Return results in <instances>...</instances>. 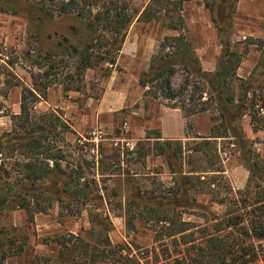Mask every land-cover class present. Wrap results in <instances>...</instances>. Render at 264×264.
<instances>
[{"label":"rangeland","instance_id":"obj_1","mask_svg":"<svg viewBox=\"0 0 264 264\" xmlns=\"http://www.w3.org/2000/svg\"><path fill=\"white\" fill-rule=\"evenodd\" d=\"M66 1L0 0V51L12 56L15 61L13 72L24 86H31L30 74L35 76L37 84H50L46 98L34 105V111L35 114L53 112L70 127L71 132L58 143L69 162H80V158L92 162L93 157L103 152L102 160L107 164L102 169L103 175H96L91 169H87L85 175L88 181L91 178L97 180L102 201L91 200L84 209L73 213L74 216L52 202L46 214H35L32 223L24 210L3 212L0 225L15 229L12 231L14 235L27 240L24 253L8 259L5 264H35L39 258L54 261L59 251L54 240L59 237L73 235L97 242L94 235L100 227L90 222L96 214L109 227L112 246L120 251L115 261L100 264L189 263V256H196L197 247L205 246L207 238L226 236L232 231L225 229L223 233H217L215 224L240 208L241 202L235 203L245 193L250 176L245 161L227 141L218 140V147L223 151L219 157L224 170L217 179L220 185L211 195L196 196L192 192L196 202L191 208L177 207L167 211L166 217L176 222V226L181 222L188 223L189 230L184 234H191L193 242L184 244L188 237L183 242L181 235L168 236L169 223L156 222L155 214L147 211L148 208H158V203L166 197L170 198L168 191L174 188L176 178L170 174L165 157L159 155L157 149L168 139L156 137L162 119L167 129L177 136L182 135V128L180 120L170 113L163 100L143 98V89L138 83L157 55L159 43L164 37L176 34L166 28L170 19L164 11H155L159 15L155 17L157 19L137 20L151 0H129L131 9L138 14L127 30L124 49L116 56L115 65L111 67L101 62L98 67L86 70L81 80L73 76L71 82L79 84L81 91L64 93L63 88L71 86L67 76L74 74L79 60L78 55L70 50L71 45L82 42L84 46L91 39L90 43L97 47L93 48V53L99 57H109L106 52L110 49L109 35L101 33L100 29L88 33L86 21L76 12L60 13ZM237 1H184L181 13L185 25L183 34L206 72L215 70L222 42L228 41L231 49L243 56L237 76L244 80L251 78L255 94L264 97V0H243L242 11H237ZM80 8L81 5L77 10L81 13ZM155 8L152 6L153 12ZM104 35L107 36L104 41H96ZM185 76L184 71L177 69L171 79L172 87L179 88ZM124 86L126 88H121ZM20 88L12 89L8 99L1 101L13 114L20 110ZM182 122L183 130L189 134L187 139L181 138L185 145H190L194 136L209 134L208 113L183 118ZM241 125L253 152L252 159L250 156L247 160L250 163L261 160L264 165V131L252 133L249 117H244ZM10 127V119L0 116V135ZM138 144L152 148L150 155L141 162L133 153ZM200 163L205 168L208 161L204 158ZM111 172L113 175L109 177ZM202 175L208 177L211 174ZM255 182L250 183L249 202L263 195V190L256 188ZM128 185L129 192L126 191ZM212 196H218V199L212 201ZM220 199L224 204L217 202ZM131 201H134L132 206ZM246 210L250 208L240 209V212ZM128 218L134 221L132 230L125 225ZM92 232L95 234L91 235ZM236 235L233 233L232 236ZM253 244L263 259L264 240H254ZM76 260L80 264L85 261L80 257Z\"/></svg>","mask_w":264,"mask_h":264},{"label":"trees","instance_id":"obj_2","mask_svg":"<svg viewBox=\"0 0 264 264\" xmlns=\"http://www.w3.org/2000/svg\"><path fill=\"white\" fill-rule=\"evenodd\" d=\"M128 1L63 2L61 14L76 12L86 21L88 33H96L100 29L103 31L101 33L109 35L110 42V49L106 52L109 57L94 55L93 48L96 46L90 43L91 39L84 46L82 42L70 46V50L78 55L79 60L74 74L67 76L71 86H65L64 93L81 91L79 84L74 85L71 82L73 76L81 80L86 70L98 67L101 62L111 67L115 65L127 30L138 14L131 9ZM184 1L186 0H151L139 14L137 20L148 22L157 19V13L164 11L170 19L166 28L176 34L164 37L159 43L157 55L152 58L148 71L142 75L138 84L143 89V98L161 99L167 108L180 110L185 119L204 113L210 114L211 126L208 136H194L190 145L183 144L181 140H164L157 147L159 155L166 159L170 174L176 178L173 182L174 188L168 191L170 198L166 197L158 203V208H148L147 211L155 214L156 222L169 223L168 236L181 235L183 242L188 237L184 244L193 242L191 234H184L189 230L188 223L181 222L176 226V222L166 217L167 211L177 207L191 208L196 202V197L191 196L192 192L196 196L211 195L213 189L220 185L217 179L224 170L219 155L223 151L218 147L217 141H227L243 157L250 175L245 193L235 203L238 205L240 201V208L231 211L225 220L215 224L217 233H223L225 229L233 232L226 236L207 238L205 246L197 247L196 256H189V263L179 264H264V256L262 259L253 244L254 240H264V165L261 160L252 163L247 160L250 156L252 159L253 152L244 137L241 125L242 119L249 117L252 133L264 131V97L255 94L251 78L244 80L237 76L243 56L233 51L228 41L222 42V52L215 70L206 72L201 68L183 34L185 25L181 13ZM80 5L81 13L77 10ZM152 6L156 7L154 12ZM207 8L213 9L210 6ZM105 35L99 36L96 41H104L107 38ZM0 61V116L8 117L11 122L10 130L0 135V217L5 211L24 210L32 223L35 214H46L52 202L74 216L73 213L84 209L91 200L102 201L97 180L91 178L88 181L85 175L87 169L94 170L96 175H103L102 169L107 167L102 160L103 152L95 156L97 158L93 157L92 162L81 158L80 162H69L58 143L71 132L70 127L53 112L35 114L34 111V105L46 98L50 84L39 85L34 82L35 76L30 74L31 86H24L13 72L15 61L12 56L1 50ZM179 68L186 76L180 87L175 89L171 85V79ZM17 87H21L20 110L18 114H13L1 101H6L11 90ZM186 126L191 128L190 124ZM156 138L162 139L160 133ZM147 140L150 138L147 137ZM138 145L133 153L141 162L150 155L152 148ZM200 155L203 157H199ZM204 158L208 161L205 168L200 163ZM110 166L111 164L108 165ZM186 166L190 168L186 169ZM204 173L211 175L204 177ZM112 175V172L108 174L109 177ZM254 181L256 188L263 190V195L254 197L249 202L250 183ZM130 189L129 186L126 191L129 192ZM216 199L218 196H212V201ZM217 202L224 204L223 199ZM132 205L134 201H131L130 206ZM247 207L250 210L240 212V209ZM95 217L90 222H95L100 230L96 234L92 232L91 235L95 234L97 242L92 243L73 235L59 237L54 240L59 248L57 258L54 261L50 258H39L35 264H80L76 257L83 258V264L115 261L120 251L112 246L108 237L109 227L104 220L97 214ZM125 225L132 230L133 219L128 218ZM12 231L15 229H6L0 225V264L24 253L26 238H20ZM233 233L237 235L232 236Z\"/></svg>","mask_w":264,"mask_h":264},{"label":"crops","instance_id":"obj_3","mask_svg":"<svg viewBox=\"0 0 264 264\" xmlns=\"http://www.w3.org/2000/svg\"><path fill=\"white\" fill-rule=\"evenodd\" d=\"M242 1L243 0H238L237 1V11H240V10L242 11L243 10L242 9V5H243ZM249 10H251V8ZM123 49H124V44H123V47L121 49V52L123 51ZM121 88H126V87L124 86V87H121ZM169 111H170V113H172L173 115H175V118L176 119H179L180 120V126L182 128V135L177 136L174 132L169 131L167 129V127L165 126V124H163L164 123L163 122L164 120L162 119L161 120V124H160V131H159L161 138H165V139H168V140H181V138L187 139L189 134H187V131L183 130V122H182V120H183L184 117H183L182 112L180 110H178V109H169Z\"/></svg>","mask_w":264,"mask_h":264}]
</instances>
